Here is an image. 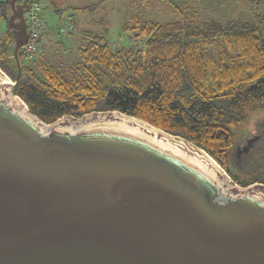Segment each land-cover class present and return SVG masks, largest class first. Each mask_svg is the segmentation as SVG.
<instances>
[{
	"label": "water",
	"instance_id": "water-1",
	"mask_svg": "<svg viewBox=\"0 0 264 264\" xmlns=\"http://www.w3.org/2000/svg\"><path fill=\"white\" fill-rule=\"evenodd\" d=\"M9 7L0 264H264V184L237 185L191 141L119 111L50 124L30 113L13 94L28 0ZM250 152L233 145L231 162Z\"/></svg>",
	"mask_w": 264,
	"mask_h": 264
},
{
	"label": "trees",
	"instance_id": "trees-1",
	"mask_svg": "<svg viewBox=\"0 0 264 264\" xmlns=\"http://www.w3.org/2000/svg\"><path fill=\"white\" fill-rule=\"evenodd\" d=\"M97 6L76 10L88 13ZM174 10L179 18L170 22L137 17L124 22L128 45L113 48L105 36L80 31V75L75 80L43 64L41 79L20 49L21 76L13 94L46 124L92 111H119L142 119L200 147L238 185L264 184L263 170L246 181L232 169L230 159L236 130L264 115V16L259 0L248 22L198 24L187 7L174 5ZM9 13V0H0V17L7 20ZM6 26L0 70L14 81L17 66Z\"/></svg>",
	"mask_w": 264,
	"mask_h": 264
},
{
	"label": "rangeland",
	"instance_id": "rangeland-1",
	"mask_svg": "<svg viewBox=\"0 0 264 264\" xmlns=\"http://www.w3.org/2000/svg\"><path fill=\"white\" fill-rule=\"evenodd\" d=\"M44 28L40 37V52L34 60L26 59L34 65L41 79V65L59 71L68 80L79 78L80 60L77 49L80 45V31H88L105 36L114 48L128 45L130 35L122 31V25L130 18H140L156 23L177 20L174 5L187 7L194 14V21L207 20L252 21L253 14L238 0H41ZM227 1V2H226ZM222 2H225L221 4ZM98 5L88 13L76 9ZM259 13L264 16V0L259 5ZM7 20L0 17V40L4 38ZM66 31L61 32V27ZM264 32V31H263ZM251 118V116H250ZM249 118V119H250Z\"/></svg>",
	"mask_w": 264,
	"mask_h": 264
},
{
	"label": "flooded vegetation",
	"instance_id": "flooded-vegetation-1",
	"mask_svg": "<svg viewBox=\"0 0 264 264\" xmlns=\"http://www.w3.org/2000/svg\"><path fill=\"white\" fill-rule=\"evenodd\" d=\"M250 122L251 120L247 124L243 125L240 129L236 130L234 141L232 143L235 145V150L238 153H242L247 148H251V152L249 153L250 158L248 157L249 160L247 161L246 165L240 163L237 164L238 166H236V164L233 162L234 166H232L234 171H238L239 173L243 174V180L246 181L251 180L250 175L253 173H257L262 170L264 171V115L255 119V121L252 123ZM245 157L246 155H244L242 160Z\"/></svg>",
	"mask_w": 264,
	"mask_h": 264
},
{
	"label": "built area",
	"instance_id": "built-area-1",
	"mask_svg": "<svg viewBox=\"0 0 264 264\" xmlns=\"http://www.w3.org/2000/svg\"><path fill=\"white\" fill-rule=\"evenodd\" d=\"M43 3L41 0H29L25 12L27 25V41L22 46V54L26 59L34 60L40 52V37L44 28L42 16ZM61 32L66 31V26H62Z\"/></svg>",
	"mask_w": 264,
	"mask_h": 264
},
{
	"label": "crops",
	"instance_id": "crops-1",
	"mask_svg": "<svg viewBox=\"0 0 264 264\" xmlns=\"http://www.w3.org/2000/svg\"><path fill=\"white\" fill-rule=\"evenodd\" d=\"M221 1V0H220ZM239 4L247 6L250 13L253 14V10H254V4L257 2V0H238ZM262 0H259V5L261 4ZM227 2V1H226ZM225 2H222L221 4H223Z\"/></svg>",
	"mask_w": 264,
	"mask_h": 264
}]
</instances>
